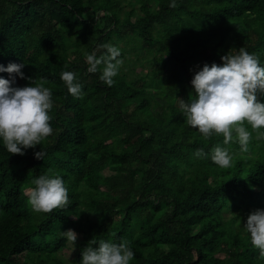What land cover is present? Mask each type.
Masks as SVG:
<instances>
[{
    "label": "trees",
    "instance_id": "1",
    "mask_svg": "<svg viewBox=\"0 0 264 264\" xmlns=\"http://www.w3.org/2000/svg\"><path fill=\"white\" fill-rule=\"evenodd\" d=\"M123 1L0 0V63L25 61L26 77L43 78L55 100L54 132L41 145L20 154L0 142V264H63L56 255L70 228L84 236L79 264L92 238L130 240L131 264H264L242 226L252 208H264V139L253 132L247 150L236 139L224 145L233 159L220 167L210 154L223 134L205 138L188 125L178 99L195 95V70L223 63L230 49L245 47L264 63V0H141L135 20L133 11L120 15ZM121 41L138 43L156 69L130 81L121 68L108 86L87 71L85 53L112 43L124 60ZM66 68L79 74L82 97L61 79ZM199 147L209 155L195 156ZM48 171L66 181L69 205L36 213L26 190ZM83 207L97 223L85 224ZM230 207L235 215L225 219Z\"/></svg>",
    "mask_w": 264,
    "mask_h": 264
},
{
    "label": "clouds",
    "instance_id": "2",
    "mask_svg": "<svg viewBox=\"0 0 264 264\" xmlns=\"http://www.w3.org/2000/svg\"><path fill=\"white\" fill-rule=\"evenodd\" d=\"M176 0H171L175 6ZM100 47L107 52H86L88 72H99L100 79L108 86L116 83V77L123 65L120 47L105 43ZM223 63L205 62L194 71L191 84L195 95L188 100L178 98L182 114L188 125L198 129L205 138L214 134H223V144L217 143L211 148V160L220 167H229L233 153L229 147L236 139L242 150H247L253 139H264V63L255 52L240 47L230 49L221 56ZM103 65L101 68L100 66ZM25 61L0 63V72H8L10 78L0 76V142L10 153L23 154L27 148L41 145L54 132L50 121L55 100L51 87L46 86L43 78L27 76L22 70ZM17 76L26 78L30 83L19 86ZM61 79L68 91L82 97L84 85L75 70H62ZM249 125L251 126L249 128ZM198 126V127H197ZM41 147L35 152L37 158L43 159ZM197 157L208 156L203 147L194 153ZM28 192L31 208L36 213L49 212L54 208L69 205V187L64 178L51 171L34 177ZM243 230L250 234L251 242L264 255V208H256L242 224ZM72 242L78 233L74 229L63 231ZM135 251L131 241L122 238L120 242L113 239H91L82 251L80 264H131Z\"/></svg>",
    "mask_w": 264,
    "mask_h": 264
},
{
    "label": "rangeland",
    "instance_id": "3",
    "mask_svg": "<svg viewBox=\"0 0 264 264\" xmlns=\"http://www.w3.org/2000/svg\"><path fill=\"white\" fill-rule=\"evenodd\" d=\"M122 5L124 7L123 12L120 13V15L123 17L126 15L127 12L133 11L134 17L133 19H137L138 17L143 15L142 9H141V0H125L122 2ZM163 34L162 31H157L154 33V37H160ZM233 38H230L229 45H234ZM119 46L124 47L125 49V59L123 60L124 63L122 65V69L125 71V73L128 75V79L130 81L134 80L136 76H146L149 73H152L154 69H156L155 64L151 63V60L147 53H141L139 54L138 49L136 47H139L138 43L131 42V43H125V42H119ZM155 92V91H152ZM104 174L111 175L113 174V171L110 169L104 170ZM213 180V178H211ZM29 189V188H28ZM27 189V190H28ZM26 190V193L28 195V192ZM255 210V208H252L249 212ZM83 212V218L86 225H90L92 223H97L98 221V214L94 209H90L88 207L82 208ZM249 212H244V215L249 214ZM166 211L162 213L155 214V217L157 219L164 216ZM225 219H230L234 217V213L231 210V207L229 210H224L223 212ZM236 214H239V211L236 212ZM193 232L197 233L198 228L194 227ZM68 238V237H67ZM84 240L83 234L78 233L77 239L75 242H72L68 238V244L67 246L61 250L59 253H57L56 258L63 264H79L78 263V254H79V247L81 243Z\"/></svg>",
    "mask_w": 264,
    "mask_h": 264
}]
</instances>
